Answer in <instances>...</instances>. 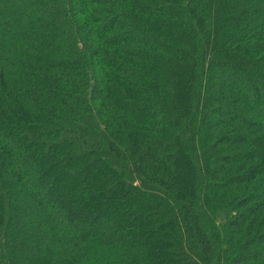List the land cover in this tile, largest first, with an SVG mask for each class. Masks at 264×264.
Listing matches in <instances>:
<instances>
[{
  "label": "trees",
  "instance_id": "obj_1",
  "mask_svg": "<svg viewBox=\"0 0 264 264\" xmlns=\"http://www.w3.org/2000/svg\"><path fill=\"white\" fill-rule=\"evenodd\" d=\"M0 264H264V0H0Z\"/></svg>",
  "mask_w": 264,
  "mask_h": 264
}]
</instances>
